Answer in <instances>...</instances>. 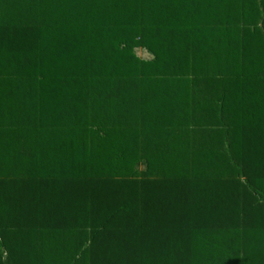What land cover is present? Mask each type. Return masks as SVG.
<instances>
[{
    "label": "trees",
    "instance_id": "16d2710c",
    "mask_svg": "<svg viewBox=\"0 0 264 264\" xmlns=\"http://www.w3.org/2000/svg\"><path fill=\"white\" fill-rule=\"evenodd\" d=\"M0 264H264V0H0Z\"/></svg>",
    "mask_w": 264,
    "mask_h": 264
},
{
    "label": "rangeland",
    "instance_id": "374dc122",
    "mask_svg": "<svg viewBox=\"0 0 264 264\" xmlns=\"http://www.w3.org/2000/svg\"><path fill=\"white\" fill-rule=\"evenodd\" d=\"M135 53L141 59H145V60L150 59V55L147 52H144L143 50L137 49L135 51ZM142 168H143V166L140 167V169H142Z\"/></svg>",
    "mask_w": 264,
    "mask_h": 264
}]
</instances>
